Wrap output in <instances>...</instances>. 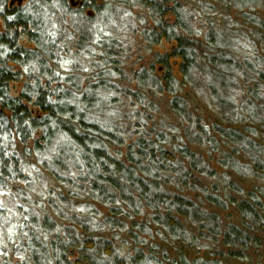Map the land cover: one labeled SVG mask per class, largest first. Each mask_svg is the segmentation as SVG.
I'll use <instances>...</instances> for the list:
<instances>
[{"label": "trees", "instance_id": "trees-1", "mask_svg": "<svg viewBox=\"0 0 264 264\" xmlns=\"http://www.w3.org/2000/svg\"><path fill=\"white\" fill-rule=\"evenodd\" d=\"M114 2L0 0V264H264V0Z\"/></svg>", "mask_w": 264, "mask_h": 264}, {"label": "rangeland", "instance_id": "rangeland-1", "mask_svg": "<svg viewBox=\"0 0 264 264\" xmlns=\"http://www.w3.org/2000/svg\"><path fill=\"white\" fill-rule=\"evenodd\" d=\"M19 1V3H21V5L23 4V2H24V0H18ZM73 2H75L76 0H72ZM109 7H115V2H114V0H110V3H108V5L105 7V9H104V7L103 6H101L100 8V10H103V12L98 16V18L97 19H99L98 20V22L97 23H95L93 26H95L94 27V29L98 32V30H99V28H102L103 27V20H106V18H108L109 19V15H108V13L109 12H111L110 10V8ZM263 13H264V9H263V11H262ZM139 12L137 11V10H134V11H130L129 10V12L128 11H124L123 9H122V11L121 12H119V13H117V14H115V16L113 17L112 16V18H113V21H111V22H113V23H118V22H120L121 20H126V24H123V23H118L117 25L119 26H116L115 25V28H116V30H118V34H116L115 33V35H118L121 39H124V41H128V38L129 37H131L132 35H130V33L131 32H129L128 31V21L130 20V24H131V17H133V19L135 18V15L136 14H138ZM113 14V13H112ZM96 19V20H97ZM132 19V20H133ZM112 24V23H111ZM132 24H133V22H132ZM112 26V25H111ZM93 29V30H94ZM135 37V36H134ZM22 41V43H23V40H21ZM138 42H140V39L139 40H137ZM137 42V43H138ZM136 43V44H137ZM231 47L233 48V50H235V52H237L238 53V57H240L239 56V52L242 50V47L243 46H241L240 45V43L238 42V41H233L232 40V42H231ZM159 49V51H162L163 49H160V48H158ZM139 56L138 55H134L133 57H132V59H131V63H133V66H137L136 64H137V62H138V60H139V58H138ZM144 60V59H143ZM141 62V61H140ZM135 69H137V67H135Z\"/></svg>", "mask_w": 264, "mask_h": 264}]
</instances>
